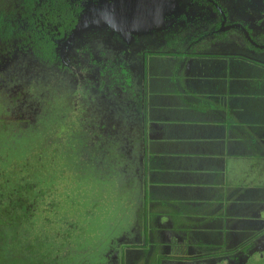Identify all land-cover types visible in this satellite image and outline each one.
<instances>
[{"label": "rangeland", "instance_id": "obj_1", "mask_svg": "<svg viewBox=\"0 0 264 264\" xmlns=\"http://www.w3.org/2000/svg\"><path fill=\"white\" fill-rule=\"evenodd\" d=\"M235 14L231 13L232 16ZM180 19L191 24L185 28L188 29L187 34L177 31V28L172 26L160 29L153 35L145 36L144 39L148 46L133 53L139 63L134 71L128 70L126 65L128 61L120 57L119 54L117 61H111L110 58L115 57L111 50L112 55L109 53L108 57L99 55V49L96 46L90 47L86 51L83 48L78 52L76 48H82L81 45H72L73 43L65 42L64 39L57 42V48L61 45L60 54L62 53L63 57L61 59L59 56L54 65L39 62L33 55L18 53L13 57L11 63L4 66L5 78L1 80L3 83L0 84V167H2L0 168V193L7 196L10 189L16 190L18 185L25 186L28 181L36 195L30 198L36 207L32 215L23 220L16 228H2L3 240L0 239L2 248L0 255L3 254L7 261L16 256L8 264H25L26 257L30 258L29 261L32 262L38 255L44 264H117L119 258L116 255L120 254L118 250L120 245H132L133 243L137 245L136 249L139 248V252H136L135 249L125 250L130 254L129 257L126 256L127 259H130L133 264H162L160 261L165 260L163 256L169 250L175 253L176 244L173 240L165 243L164 241L160 242L161 239L153 241L150 235L143 239L142 232L144 233V230L147 234L151 229L157 230L154 231L155 233H161V231H158L159 225L147 226V222L143 220L144 211L141 209L143 205L139 199L143 193L142 188L136 182L141 183V181L133 172L122 177L121 182L123 183L127 178L126 189L118 186V178L111 180L102 178L101 183L91 180H75L72 177H80L83 169L78 161L79 151H81L79 142L78 145L75 143L74 147L64 145L63 142L60 146L57 144V137L63 138L64 141H68L69 137H75L71 133L67 135L65 125L69 127L71 124L73 133H76L75 131L79 128L77 135L80 136V128H85L88 124L87 129L91 130L90 124L93 120L97 121L98 126L103 122L116 126L120 121L126 124L129 118H133L132 107H136L139 100H134L132 103L130 100L131 95L138 99L137 93L142 91L140 79L144 69L139 62L142 59L146 61V74H150L152 73L150 67L157 66L159 71H164L168 68L167 61H191L186 57L194 55V53L213 52L214 50L216 51L212 55L215 57L232 60L227 61L226 65L233 68V74H238L235 77L236 80L243 78L244 90L249 94L248 109L256 111V113L264 112V51L261 52V58L258 57V60H254L256 54L251 51L253 56L250 61H247L244 55L251 47L244 40V43L242 42L240 45L231 36L224 37V34L204 40V35H206L204 32L208 29L209 22L193 33V23L198 24L201 21L194 22V18L189 16H183ZM77 32L79 33L75 37L81 36L78 29ZM236 36H239L240 39V35ZM198 39L200 41H197ZM220 49L223 50L222 53H220ZM255 51L258 53L257 50ZM187 52V55H182ZM92 54L96 55V59L108 60L92 61ZM64 63L67 66H61ZM120 64L121 68L119 69ZM96 67L104 76L118 73L115 78H121V84L113 81L114 78H111L110 82L103 76H96L95 72L97 71H93L95 76L90 75L92 69ZM128 74L131 75V79L128 78ZM133 74L134 76H132ZM86 75L89 76L86 77ZM99 79L107 81L103 85L105 95L100 100L99 112L93 114V111L82 110L80 96L85 93L83 90L89 86L92 87L91 92L101 94L102 91L98 89ZM126 80H130V82H126ZM77 93L81 95L75 97ZM148 97L153 101L154 98L151 94L148 93ZM256 99L260 102L257 103V106H252L251 104ZM86 100L89 107L97 106L96 101H91L88 97ZM261 103L263 107L260 106ZM72 111H75V114L70 120ZM248 112L250 111L248 110ZM80 120L82 121L80 122ZM258 121L264 124V115ZM68 131H70V127ZM115 138L116 140L123 139L122 144L126 145L124 151L136 149L132 155L128 153L123 158H131L138 152L140 147H133L126 142L129 141L130 135L127 134L126 137H123L120 133L116 134ZM116 148H120L116 149L119 153L123 152L121 147L116 146ZM106 151L107 149L98 154L101 156ZM140 151H143L142 147ZM8 153L12 155L10 156ZM94 158L92 161L96 162ZM118 158L117 155L113 164L109 166L118 163ZM56 159L59 163L54 167L57 168L56 166L59 165L62 168L59 170L61 171L59 174L63 175V171L68 168L67 175L72 174L73 180L64 181L65 179H61L52 184L49 182L48 188L45 189L34 184L39 175L38 171L48 169L49 162ZM249 159L248 165L244 166V170L248 169L249 172L248 186L253 180L257 181L259 187L249 188L264 199V159L260 157L259 163L253 162L252 157ZM101 161L102 159L97 167L100 172H103L100 166L104 167L105 165H102ZM50 163L52 164V162ZM119 167L120 165H118ZM138 168L139 164L137 163L135 169ZM1 184H4L5 187L1 188ZM263 207L261 202L253 207L249 206L246 215H242L247 217L245 220L240 223L232 221L226 227L227 238H229L227 241H221L219 225L212 228L210 234L203 232L197 242L209 247H199L198 252H194L185 246L183 256L189 260L186 264H213L219 261L216 255L233 253L234 251L230 250L242 243L244 229L247 231L264 229ZM238 211L236 206H232L228 214L233 217L232 215L239 214ZM136 215L137 220H135ZM207 227H210L209 223ZM207 227H205L206 230ZM162 233L165 235L164 231ZM146 239L147 241L142 246ZM192 239L194 237L188 238V241ZM223 243H225L224 248L227 251L222 249ZM178 245V248L183 246V244ZM257 245L260 246L261 242H258ZM219 246H221V250L215 252L216 255H212L214 250L219 249ZM199 255L204 257L198 258ZM193 260L195 263L191 262ZM263 261L261 258L253 257V259H249L248 264ZM226 263L225 260L222 261V264ZM168 264H183V262L181 259H177V261Z\"/></svg>", "mask_w": 264, "mask_h": 264}, {"label": "crops", "instance_id": "obj_2", "mask_svg": "<svg viewBox=\"0 0 264 264\" xmlns=\"http://www.w3.org/2000/svg\"><path fill=\"white\" fill-rule=\"evenodd\" d=\"M213 52L186 57L191 61H167V69L150 67V74H146V61H139L144 69L140 79L142 91L137 93L138 99L131 95V103L139 100L132 107L133 118L126 124L120 121L116 126L108 122L99 125L117 142L113 146L121 147L123 152L111 149L102 154L101 164L105 166H100L103 172L98 171L97 175L101 181L118 178L119 187L128 185L127 178L125 183L121 182L127 173L133 172L141 181L136 182L143 193L139 196L143 220L147 226L159 225L161 231L155 233L157 230L151 229L143 239L150 235L153 241L173 240L176 244L175 253L169 250L163 256L165 260L160 261L162 264L177 259L186 264L189 260L183 256L184 247L194 252L199 247H209L197 240L203 232L212 233L210 230L216 225L221 228L218 230L221 241H227L226 227L232 221L245 220L247 217L242 215H246L247 208L264 201L249 188L260 185L253 180L248 186L249 172L244 170L249 157L255 163L260 162V157L264 159V124L258 121L264 112L248 109L249 94L244 90L243 78L236 80L238 74H233V68L226 65L230 59L215 57ZM126 65L134 71L139 63L128 61ZM259 102L256 99L251 105L257 106ZM260 106L263 107L262 103ZM120 133L123 137L130 135L128 144L140 147L131 158L123 156L132 155L136 149L124 151L123 139L115 138ZM115 153L119 161L110 167ZM232 206L239 209V214L233 217L228 214ZM190 237L194 239L188 241ZM178 244L183 246L178 248ZM216 250L214 253L221 248ZM129 255L125 252V256ZM201 256L204 257H197ZM194 260L191 262L195 263ZM125 264L133 263L128 259Z\"/></svg>", "mask_w": 264, "mask_h": 264}, {"label": "flooded vegetation", "instance_id": "obj_3", "mask_svg": "<svg viewBox=\"0 0 264 264\" xmlns=\"http://www.w3.org/2000/svg\"><path fill=\"white\" fill-rule=\"evenodd\" d=\"M70 2L74 3L72 5L74 17L67 22L70 29L62 31L64 35L61 37H58L61 33L57 32L58 38L53 40L56 45L55 52L61 59L62 48L61 45L57 48V42L64 39L65 42L73 43L72 45H81L82 48H76L77 51L83 48L86 51V48L96 46L102 57H108L109 53L112 55L110 50L114 52L115 57H111V61H117L118 54L127 61H136L133 53L148 46L145 36L172 26H175L177 31H184L182 33L187 34L188 29L185 28L191 24L180 19L183 16L194 18V22L201 21L198 24L193 23V33L209 22L204 39L224 34V37L231 36L240 45L245 41L252 48L244 55L247 61L251 60L253 54H256L254 60H258L264 51V0H70ZM231 13L236 14L232 16ZM76 28L81 33L79 37H75L79 33L75 31ZM237 34L240 35V39ZM127 54L128 56H125ZM95 56L92 54V61L108 60L96 59ZM140 66L143 68L142 64ZM93 71H97L96 76H101L98 67L92 69L90 73L95 76ZM111 78H114V73ZM128 78L131 79L129 74ZM83 95L80 98L82 108L93 111V107L86 106L87 100L83 99ZM96 102V108L99 109L100 101ZM261 204L264 206V201ZM242 233L244 234L242 243L230 250L234 252L216 255L219 261L213 264H222L223 260L227 262L226 264H248L249 259L253 257L264 260V229L257 231L244 229ZM258 242H261L260 246L257 245ZM221 246H225V243ZM244 246L250 247L244 249ZM223 250L227 251L225 248ZM256 264H264V261Z\"/></svg>", "mask_w": 264, "mask_h": 264}, {"label": "trees", "instance_id": "obj_4", "mask_svg": "<svg viewBox=\"0 0 264 264\" xmlns=\"http://www.w3.org/2000/svg\"><path fill=\"white\" fill-rule=\"evenodd\" d=\"M72 5H74V3H71L70 0H0V84L3 83L1 80L5 78L4 66L11 63L13 57L17 56L18 53H22L24 55H33L39 60V62L45 63L46 65H54L59 57L55 52L56 45L54 44L53 40L63 36L64 34L62 31H68L70 29V27L67 25V22H69L74 17ZM57 32L61 33L58 37L56 36ZM61 66L66 65L61 64ZM120 68L121 64L119 69ZM117 74L118 73H114L113 81L121 84V78H115ZM101 76L105 77L106 80L111 82L110 79L113 74L110 76H104L101 74ZM105 79H99L98 81V89L99 91H102L101 94H94L91 92L92 87L89 86L87 89L83 90L85 91L83 99L85 100L88 95V98L91 99V101H100L105 95V90L103 89V85H105V82H107ZM127 81L130 82V80H126V82ZM113 84L112 86H114ZM112 86L110 87L112 88ZM81 94L77 93L75 97ZM86 106H88L87 102ZM96 107H94L93 114L99 112V109ZM82 110H85V108ZM72 112L73 114L69 117L70 120L75 114V111ZM66 118L67 116L65 117V120ZM81 121L82 120H80V122ZM69 127L70 131H68ZM69 127L65 125V132L67 135H70L71 133L75 137H69L68 141H64L63 138L57 137V144L61 146V143L63 142L64 145H71L74 147L75 143L78 145L79 142L81 151H79L78 161L80 165L83 166V169L80 173V177L74 176L72 178L75 180H91L96 183H101V180L97 175V172L99 171L97 166L101 160V156L98 153L104 151L105 149H107V151L112 149L117 152L116 146H113L117 142H113L111 134L105 133L102 130L103 127H99L96 120H93V122L90 124V127L92 128L91 130L87 129L88 124L85 126V128H80V136L77 135L79 128H77L75 131L76 133H73L71 124ZM11 155L12 154H10V156ZM65 157L68 158V156ZM93 158L96 160V162L92 161ZM50 162H52V164ZM50 162L48 164V169L38 171L39 175L36 178L37 181L35 179L36 182H34V184L40 185V187L45 189L48 188L49 182L52 184L54 181H59L61 179H65L64 181L73 180L71 178L72 174L69 173V175H67L68 168L63 171V175L59 174L61 172L59 170L62 168L59 165L56 166L57 168L54 167L59 163L57 162V159ZM63 162L65 164L64 160ZM29 184L30 183L27 181L25 186L18 185L16 190L10 189V192L7 194V196L0 193L1 241L3 240L2 228L12 229L18 227L21 222L32 215L36 209L35 205L30 199L35 194L33 193L32 185ZM4 187L5 185L1 184V188ZM121 187L123 186L121 185ZM126 187L127 186L125 185L124 188L126 189ZM40 191L43 192L42 190ZM142 234L143 237H145L147 232L144 230V233L142 232ZM145 242L146 241H144L142 246H144ZM136 247L137 245L135 243L132 245H120L118 249L120 254L119 256L116 255V257L119 258L118 262L120 264H125V260H128L125 256V250L135 249ZM248 247L250 246H244L243 248L245 249ZM0 249H2L1 245ZM15 258L16 256H13L7 261V258H5L2 254L0 255V264H8ZM29 259L30 258L26 257L25 264H44L41 261V258L39 259V255L38 257L35 256L32 262H30Z\"/></svg>", "mask_w": 264, "mask_h": 264}, {"label": "water", "instance_id": "obj_5", "mask_svg": "<svg viewBox=\"0 0 264 264\" xmlns=\"http://www.w3.org/2000/svg\"><path fill=\"white\" fill-rule=\"evenodd\" d=\"M80 22V21H79ZM79 22H78V24H79ZM78 26V25H77ZM78 28V27H77ZM77 28H76V30L75 31H77Z\"/></svg>", "mask_w": 264, "mask_h": 264}]
</instances>
